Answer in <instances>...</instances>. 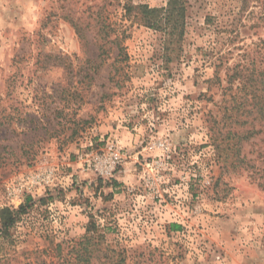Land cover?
<instances>
[{"label":"rangeland","instance_id":"374dc122","mask_svg":"<svg viewBox=\"0 0 264 264\" xmlns=\"http://www.w3.org/2000/svg\"><path fill=\"white\" fill-rule=\"evenodd\" d=\"M168 1L0 0V210L24 204L5 199L18 176L57 169L0 238V264L49 262L53 242L67 246L88 228L126 264H264V188L243 163L264 170V122L232 111L225 83H210L221 37L205 22L234 24L233 48L252 45L264 38L262 9L249 0L239 15L242 0H190L170 54L136 9ZM114 141L115 176L85 170L80 157Z\"/></svg>","mask_w":264,"mask_h":264},{"label":"trees","instance_id":"16d2710c","mask_svg":"<svg viewBox=\"0 0 264 264\" xmlns=\"http://www.w3.org/2000/svg\"><path fill=\"white\" fill-rule=\"evenodd\" d=\"M242 2L243 6L238 12L239 15H242V10H245L249 0H242ZM257 2L262 9L260 17L264 21V0H257ZM191 7L190 0H169L162 8L138 6L136 9L141 13L140 22L143 26L160 35L164 50L170 54H177L185 37ZM205 22L208 27L213 28L214 33L219 35L218 38L221 37L218 42L220 48L217 49V46L213 45L209 55L210 64L215 68V77L210 83L214 82L213 84H219V86L225 83V86H222L224 96L222 103L236 104V108H232V111L240 113L243 110L251 116L255 110L258 120L264 122V38H260L252 45L233 48L232 45L240 38V31L234 27V24H223L212 15H208ZM123 52V49L120 50L118 57H123ZM221 71L224 73V78L220 75ZM248 104H254L251 111L246 110ZM229 119H234L233 115H230ZM234 123H237V120ZM228 132L233 138L238 136L235 130L230 129ZM219 133L221 130L214 131V134L219 135ZM257 134L250 131L241 138L249 141ZM220 149L217 145L216 150L221 152ZM252 161L247 157L243 158V163H246L248 169H253L252 178L258 179V186L264 188V170H257L255 165L250 166ZM34 203L33 198L28 196L18 209L5 207L0 210V238L10 236V231L24 215L28 214V210ZM173 227L177 229V226ZM105 241L104 235L88 228L84 236L69 242L67 246H63L65 244L63 242L58 244L53 242L54 246L46 252L51 258L49 262L43 260L37 264H126L125 255L106 246Z\"/></svg>","mask_w":264,"mask_h":264},{"label":"built area","instance_id":"2783aa9c","mask_svg":"<svg viewBox=\"0 0 264 264\" xmlns=\"http://www.w3.org/2000/svg\"><path fill=\"white\" fill-rule=\"evenodd\" d=\"M80 160L83 161L85 170L94 172L101 178L110 179L115 176L122 164L123 155L118 143L114 141L108 142L101 153L84 154ZM56 181V167L43 164L36 170L21 174L13 180L6 188L5 199L10 205H14L16 202L20 204L26 197L34 198L54 186Z\"/></svg>","mask_w":264,"mask_h":264}]
</instances>
